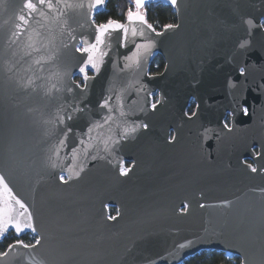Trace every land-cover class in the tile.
Returning <instances> with one entry per match:
<instances>
[{"label": "water", "instance_id": "obj_1", "mask_svg": "<svg viewBox=\"0 0 264 264\" xmlns=\"http://www.w3.org/2000/svg\"><path fill=\"white\" fill-rule=\"evenodd\" d=\"M52 2L51 10L41 6L43 16L34 14L27 31L12 37L24 0H0V214L10 206L24 211L12 198L19 199L37 229L17 236L9 227L0 239L9 232L43 237L40 246H18L0 264H181L202 251L264 264V172L252 173L242 161L264 168V159L251 151L264 148V29L249 36L245 23L264 22V0H144V6L169 5L178 27L153 32L126 16V38L111 25L104 43L86 53L76 48L95 43L94 16L106 0L96 7L90 6L95 0ZM133 6L136 12L134 0ZM30 37L39 52L27 47ZM244 39L251 47L241 55ZM53 50L54 64L34 62ZM89 55L98 71L89 68L88 87L76 88ZM157 56L164 69L150 76ZM240 67H246L243 77ZM29 78L34 84L23 87ZM155 94L160 103L153 110ZM106 97L114 111L105 124L107 110L99 104ZM241 97L250 114L236 111L228 132L223 116ZM190 99L196 115L188 118ZM74 107L84 111L73 113ZM58 116L73 128L67 139ZM97 121L103 127H95ZM131 124L148 128L105 151L103 141L120 139ZM124 161L132 162L126 176L119 171ZM107 205L117 208L115 220Z\"/></svg>", "mask_w": 264, "mask_h": 264}, {"label": "snow or ice", "instance_id": "obj_2", "mask_svg": "<svg viewBox=\"0 0 264 264\" xmlns=\"http://www.w3.org/2000/svg\"><path fill=\"white\" fill-rule=\"evenodd\" d=\"M103 2H104V0H95V3L90 5V6L96 7L100 4H102ZM171 2H172V4H175L176 0H171ZM134 4H135V8L137 9V11L133 12L132 9H129L127 12V20L130 23L131 22H140L142 24H145L149 29H151L153 32H155L156 30H155V28H153V25L147 23V20L145 19L144 15H142L141 12L139 11L144 6V0H134ZM41 6H47V8L49 10H51L54 7L52 0H35V2H33V0H24V4L20 10V14L17 16V20L19 21V23H16V25H15L16 31L12 32V37H19V35H21L22 32L27 31L26 26L29 25L30 20L35 19V16H34L35 13H39L41 16L44 15V13L41 11ZM245 23L248 27L249 36H251L253 30L256 28L264 29V22L256 24L253 22L252 19H247L245 21ZM111 25H115L114 30H123L124 37L125 38L127 37L128 29L124 26V24L109 20L107 24H100L98 26V34L96 36L95 43L90 44L88 47L76 48V51L81 52V53H86V52H89L90 50H96L97 44H103L104 43V40H103L104 34L106 32H108L109 27ZM175 27H178V26L172 25V24L165 25L166 29H172ZM156 34L162 35V33H159V32H157ZM132 35L133 36L137 35L135 28L132 29ZM139 35L143 36L144 35L143 31H141L139 33ZM36 36L39 37V36H41V34L39 32H37ZM29 39H30V42L27 44V47L32 49L33 51L39 52L40 48L34 47V42H31L32 38L30 37ZM42 39H47V38L43 37ZM73 39H75V37H73ZM51 43H52L51 40H49L48 44H51ZM41 46L44 47L45 49H47V47H48V45H45V44H42ZM65 47H67V46L65 45ZM138 47H140V46H138ZM143 47L147 50L148 48L151 47V43L149 42V43L143 45ZM250 47H251L250 40L244 39V40L239 42L238 51L241 55H246V53ZM26 54L31 55L30 52L26 53ZM56 59H57L56 52L53 50L47 56H41L39 59H36L34 62L36 64H41L43 61L45 63L51 62L54 64L56 62ZM136 63H139V61L137 60ZM89 68L96 69L98 71V65L95 62L92 55H89L87 60L79 67V72L81 74H83V81L84 82H83V84H75L76 88L86 89L88 87L87 81L89 79H92V77H89L87 74V70ZM239 73L242 77L245 76L246 67H240ZM55 75L59 76L60 74L55 73ZM33 84H34V81L31 78H29L22 86L27 88V87H31ZM230 86L233 88L236 87L235 84H231ZM53 87H55V85H53ZM262 87H264V85H262ZM66 90L68 92H72L73 88L67 87ZM49 91H51V89H49ZM111 100H112V97H106L99 104L100 109H106L107 110V114L104 117H102L103 122L105 124L113 119L111 113L114 111V109L110 105ZM159 103H160V101L157 99L154 103H151L150 107L153 110H155ZM235 103H236L237 107L234 109L233 112H230L228 114V116L234 115L236 111H239L244 115L250 114L249 108L247 106H245V104L243 103L242 97L239 99H236ZM120 107L122 108L123 105L121 104ZM197 107H199V106L197 105ZM83 111H84V109H81V108H76V107L73 108V113L83 112ZM120 115L124 116L125 113L123 111H121ZM191 115L195 116L196 112H193ZM57 119H58V122L60 124H63L65 126V130H63V135H64L65 139H67L68 134L72 133L73 128L70 125L66 124L64 117L58 116ZM73 119H74L73 114L70 113L67 115L68 121H72ZM224 120H225V122L223 123V128L227 129L228 132H231L232 128L229 126L228 117L226 116L224 118ZM95 127H103V124H101L97 121L95 124ZM139 128L147 129L148 125L147 124H143V125L131 124V125L123 127V131L121 132L120 139H112L111 137H109L108 139L103 141L104 150L108 151V152H112L113 150H115L119 146L122 139L126 140L129 136L134 135L138 131ZM91 131H92V127L90 126L88 128V132H91ZM65 139H61L59 141L60 146H65ZM172 139H175V137H173ZM80 143L83 144L84 140H80ZM255 147L256 146L254 145L253 146L254 155L258 159H264V148H262L260 151H255ZM56 151L58 154L59 148H57ZM72 151L75 152L76 149L73 148ZM93 159H95V157H93ZM56 166H57L56 163L53 161L51 164V167L55 168ZM246 166L252 173H256L258 171L264 172V168L258 169L257 167H254L252 164H246ZM70 171H71V169H70ZM81 171H83L82 168H81ZM119 171H120V175L126 176L129 174L131 169H129L127 167H120ZM79 175H80V172H75L76 177H79ZM69 179H71V177H69ZM3 181H4V177L0 176V183H2ZM59 181L63 184H67L69 182L67 179H65V177L63 175L59 176ZM5 188H7V185H5ZM12 199H14V203L16 205H19V208L23 209L24 211H21L19 213H15V209L10 206L9 211L7 213L0 214V234H3V232L7 231L9 227L15 229L17 236H19V234L24 232L25 230H30L31 232L35 233L37 231V229H36L35 224H34L33 214L31 212H28L27 216H25V212L27 211L26 205L24 203H22L19 199H15L14 197ZM201 207H203V205H201ZM20 217H23V220H21ZM108 218L112 219V220L116 219V217H114V216H109ZM33 239H34V243H25L23 240L17 239L13 244H10L8 246V250H6L4 252H0V257L8 256L9 252L14 250L18 246L21 248H24V249H35L37 246H40L42 244L43 237L37 236V237H34Z\"/></svg>", "mask_w": 264, "mask_h": 264}, {"label": "trees", "instance_id": "obj_3", "mask_svg": "<svg viewBox=\"0 0 264 264\" xmlns=\"http://www.w3.org/2000/svg\"><path fill=\"white\" fill-rule=\"evenodd\" d=\"M133 0H106L105 10L94 16V22L97 25L105 24L109 20L124 22L129 9L133 10ZM143 14L147 23L152 24L156 31H160L165 25H175L176 16L172 8L163 3H150L143 8ZM164 66V61L160 56L154 58L151 62V73H159ZM20 240L25 243H32L33 239L29 236H23ZM16 238L11 233L8 237L0 242V252H4L6 248L14 243ZM181 264H241L237 257L227 256L224 253L216 251H202Z\"/></svg>", "mask_w": 264, "mask_h": 264}, {"label": "flooded vegetation", "instance_id": "obj_4", "mask_svg": "<svg viewBox=\"0 0 264 264\" xmlns=\"http://www.w3.org/2000/svg\"><path fill=\"white\" fill-rule=\"evenodd\" d=\"M132 11H134V8H133ZM124 22H125V21H124ZM124 22H119V23H124ZM153 60H154V59H153ZM150 66H151V64H150ZM163 69H164V66H163L162 70H161L159 73H151V71H150V67H149L148 74H149L150 76H152V75H159V74L162 73ZM88 75H91V73H88ZM76 82L79 83V84H82V81H81L80 79H76ZM157 99H158V94L152 95V96H151V100H152L151 103H154ZM195 109H196V104H195V102L193 101V99H190V101H189V103H188V105H187V107H186V110H185V115H186L188 118L193 117L191 114H192L193 112H195ZM230 112H231V111H227V112L224 114L223 119H222V124L225 122L224 118L227 116V117H228L229 126L232 128L233 125L235 124V120H233V118L236 116V114H234V115H232V116H228V114H229ZM242 115H243L244 117L247 116V115H244V114H242ZM173 137H175V133H174V131H173L172 129H170V130H169V133H168V141H169V142H172V141L174 140V139H172ZM251 151H252L253 154H254L253 148L251 149ZM255 151H258V149H257L256 147H255ZM242 161H243L244 164H252V165L255 167V165H254V163H253V161H252L251 159L243 158ZM131 165H132V162H127V161H124V162H123V167L130 168ZM106 209H107V212H108L109 216H115V215H116V212H118V211H117V208L114 207V206H111V205H107V206H106ZM185 210H186V205H184L183 207L180 208V211H181V212H184ZM11 233H12V232H9L6 236H4L3 238H1V239H0V242L3 241L4 239L8 238V237H11ZM12 234H13V233H12ZM13 236H14V234H13ZM23 236H29L31 239H33L34 237H36L35 235H33V234H31V233H25V234H23L22 236H20L19 238L15 237V236H14V237H15L16 240H17V239H21V237H23ZM32 243H34V239H33V242H32ZM229 256H230V255H229ZM233 257H236V256H233ZM237 258H238V257H237ZM238 259H239V258H238ZM239 260H240V259H239ZM240 262H241V261H240Z\"/></svg>", "mask_w": 264, "mask_h": 264}, {"label": "rangeland", "instance_id": "obj_5", "mask_svg": "<svg viewBox=\"0 0 264 264\" xmlns=\"http://www.w3.org/2000/svg\"><path fill=\"white\" fill-rule=\"evenodd\" d=\"M227 256H229V255H227Z\"/></svg>", "mask_w": 264, "mask_h": 264}]
</instances>
